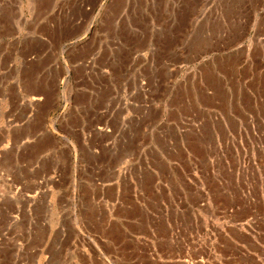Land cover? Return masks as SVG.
I'll return each instance as SVG.
<instances>
[{"label":"rangeland","instance_id":"rangeland-1","mask_svg":"<svg viewBox=\"0 0 264 264\" xmlns=\"http://www.w3.org/2000/svg\"><path fill=\"white\" fill-rule=\"evenodd\" d=\"M30 34L70 56L48 118L57 133L71 118L89 137L135 141L134 232L161 251L136 241V264H264V0H0V53ZM18 106L0 100V123ZM141 167L163 173L158 195ZM11 208L0 205V264L47 244Z\"/></svg>","mask_w":264,"mask_h":264},{"label":"crops","instance_id":"crops-1","mask_svg":"<svg viewBox=\"0 0 264 264\" xmlns=\"http://www.w3.org/2000/svg\"><path fill=\"white\" fill-rule=\"evenodd\" d=\"M30 9L29 14L55 12L49 5ZM73 12L64 8L70 27ZM28 20L33 26L31 16ZM54 39L49 34L27 37L0 53V100L19 103L0 123V175L6 176L0 185V205L14 207L1 211L9 221L21 218L36 227L42 223L47 239L43 248H14L7 264H136L138 240L149 247L153 240V249L146 247V253L160 254L156 236L134 232L136 188L141 182L134 139L89 137L84 123L71 118L64 119L68 123L62 124L60 135L57 124L49 123L63 87L61 62L70 57ZM11 121L16 130L7 127ZM143 160L139 165H145ZM141 170L158 195L163 173L149 167ZM14 173V180L7 182ZM40 207L45 217H38Z\"/></svg>","mask_w":264,"mask_h":264}]
</instances>
